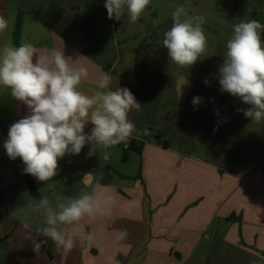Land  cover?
Returning <instances> with one entry per match:
<instances>
[{
	"label": "rangeland",
	"instance_id": "1",
	"mask_svg": "<svg viewBox=\"0 0 264 264\" xmlns=\"http://www.w3.org/2000/svg\"><path fill=\"white\" fill-rule=\"evenodd\" d=\"M68 2L72 5L70 12L74 6H80L81 12L77 15L81 16L88 30L93 32L97 29L104 34L107 40L104 44L112 51L110 58H116V49L126 50L122 51L124 57L121 61L127 58L131 65L128 75L135 85L133 95L142 105L139 110H131L135 111L133 119L140 133L135 135L160 146L167 141L172 150H180L206 165L212 163L237 174L232 176L231 196L223 211L228 218H233L235 227L229 228L226 220L217 213L212 222L215 235L208 237L211 232H207L201 244L192 247L191 253L186 251L189 246L185 249L180 247L183 255L180 264H264V121L256 123L246 118L242 110L250 106L238 97L221 92L218 80V66L223 63L226 42L233 35V26L250 19L264 23V0H151L136 23H131L126 17L118 31H115L106 9L97 13V8L104 6L105 0ZM178 6H184L189 16L203 15L205 18L203 29L207 49L191 67L181 68L172 63L162 45L163 34L173 23L172 12ZM261 37L264 43V33ZM89 38L92 37L89 35ZM120 76L123 78L125 75ZM178 77H183L193 87L182 106L174 89ZM206 78L208 85L204 83ZM195 96L202 99L194 107L192 100ZM90 148L86 153L83 148L65 165L58 163V175L54 178L64 179L65 193L61 183H55L54 189L48 192L42 182L30 175L35 187L39 188L37 191L41 190V195L52 201L56 195L75 198L82 191H87L83 186L84 179H79L84 171L96 176L112 168L123 173H137L140 158L127 148L116 145L105 149L97 144ZM90 151L93 153L91 156L88 155ZM115 180L119 182L117 178ZM157 191L161 198L166 195L165 189L158 188ZM10 195L18 197L17 209H28L39 200L26 187L24 192L15 191ZM152 198L148 191H144L143 204L147 210L136 204L137 230L140 223L149 226ZM9 209V215L10 211L14 213L16 210L14 206H9ZM185 209L174 211L171 207H163L161 214L168 215V220L175 223L178 216L186 215L188 209ZM14 214L24 223L41 225L42 217L38 213ZM200 220L201 223L206 220L203 212ZM242 229L243 239H240Z\"/></svg>",
	"mask_w": 264,
	"mask_h": 264
},
{
	"label": "crops",
	"instance_id": "2",
	"mask_svg": "<svg viewBox=\"0 0 264 264\" xmlns=\"http://www.w3.org/2000/svg\"><path fill=\"white\" fill-rule=\"evenodd\" d=\"M71 8L68 0H0V16L12 21L9 29L0 33V47L7 43L18 46L27 42L36 48L37 55L44 54L45 49L56 48L64 51L70 65L87 70L88 76L79 86L86 94L101 91L99 80L104 74L111 77L112 90L126 87L133 94L135 85L128 75L131 65L127 58L121 61L124 57L122 51L126 50L118 48L116 58H110L112 51L104 44L107 41L104 34L97 29L93 32L88 30L81 16L77 15L81 12L80 6H74L73 12H70ZM97 9V13H100L106 8L100 6ZM121 74L125 76L121 78ZM174 89L177 97L176 82ZM192 92L193 87L186 101ZM134 113L130 111L128 114V119L133 122ZM27 114V105L13 98L9 89L0 86V122L14 117L23 118ZM91 128L92 125L87 124L85 132L90 133ZM132 141L135 146L143 144L140 153L129 150ZM94 145L86 144L84 152ZM118 145L139 156L141 162L137 173H123L112 168L96 176L84 171L79 179H84L83 186L87 191L114 197L111 213L86 216L68 230L69 236L74 238V247L65 251L50 241L52 255L49 256L42 246L39 253L32 250L34 242H38L35 232L40 227L39 223H24L11 211L9 215V206L17 209L18 201L16 195L10 194L24 192V187H28L25 178L14 173L13 160L3 147L0 131V247L3 243L7 245L1 264H113V261L119 264H180L183 260L180 247L185 249L189 246L186 251L191 253L192 247L201 244L207 232H211L208 237L215 235L212 222L217 213L222 220H226L229 228L235 227L233 218H228L223 211L231 196L232 176L237 174L212 163V166H208L180 150H172L168 142L167 146L146 142L135 133L127 142ZM72 156L66 154L58 163L65 165ZM107 174L112 178L108 184H104L103 179ZM116 178L119 182H116ZM62 181L64 179L61 177L42 183L48 192L54 189L55 183H61L65 193ZM158 188L166 190L162 198L158 195ZM144 191L153 197L149 205L152 216L148 218L149 226L140 223L137 230L136 204L146 209V204H143ZM41 196V190H38L35 198L40 199ZM163 207H171L174 211L186 207L188 210L185 209L186 215L178 216L176 222L171 223L168 215L161 214ZM202 212L206 215L203 223L200 222ZM121 230L127 231L125 239L117 238ZM240 239H243V229Z\"/></svg>",
	"mask_w": 264,
	"mask_h": 264
},
{
	"label": "clouds",
	"instance_id": "3",
	"mask_svg": "<svg viewBox=\"0 0 264 264\" xmlns=\"http://www.w3.org/2000/svg\"><path fill=\"white\" fill-rule=\"evenodd\" d=\"M150 4L151 0H105L104 7L109 19L119 21L127 15L131 23H136ZM172 20V26L163 34L162 45L172 63L181 68L191 67L207 49L205 18L189 16L184 6H178L172 12ZM11 23L0 16V33L6 32ZM262 33L264 23L257 19L235 24L233 35L226 42L223 63L218 66L221 92L249 105L242 110L243 114L256 123L264 121ZM87 76L84 67L70 65L64 51L56 48L37 55L36 48L27 42L0 47V86L9 89L11 96L28 108L26 116L9 126L3 147L10 159L20 158L25 173L38 182L52 180L58 175V161L66 154L79 155L86 144L108 149L127 142L134 133L140 134L135 123L128 119L132 109L139 110L142 106L131 91L126 87L112 90L111 77L104 74L99 80L101 91L88 95L79 87ZM204 83L208 85L207 78ZM201 99L193 97L194 107ZM89 123L92 128L86 133ZM88 155H93L92 151ZM114 203L111 195L82 191L75 198L56 195L54 201L41 196L35 205L18 208L14 213H38L42 217L37 234L46 239L34 242V252L39 253L41 244L49 240L70 251L74 238L68 230L86 216L110 214ZM126 237L127 231L121 230L117 238Z\"/></svg>",
	"mask_w": 264,
	"mask_h": 264
},
{
	"label": "water",
	"instance_id": "4",
	"mask_svg": "<svg viewBox=\"0 0 264 264\" xmlns=\"http://www.w3.org/2000/svg\"><path fill=\"white\" fill-rule=\"evenodd\" d=\"M191 90H192V86L186 79H184L183 77L177 78V80H176V93H177L179 104L185 103L187 96L189 95ZM19 119H21V118L20 117H14V118L6 119V120L0 122V131H1L2 139H3V144H4V141L8 137L9 126L12 123L18 121ZM24 169H25V165L20 158H16L15 160H13V171H14V173L18 176H23L25 178V181L27 183V187H28L30 194L33 197H36L37 191H36L35 184L32 181V178H30V174H26ZM6 249H7V245L6 246L1 245V247H0V264L2 263L3 255L6 252Z\"/></svg>",
	"mask_w": 264,
	"mask_h": 264
},
{
	"label": "trees",
	"instance_id": "5",
	"mask_svg": "<svg viewBox=\"0 0 264 264\" xmlns=\"http://www.w3.org/2000/svg\"><path fill=\"white\" fill-rule=\"evenodd\" d=\"M126 16L127 15L123 16L121 18V20H119V21H117L115 19H112V21H113V27H114L115 31L119 30V28L121 27V25H122L124 19L126 18ZM134 143H135L134 141L131 142V145H130L129 150H134L135 152L140 153L141 150H142V145L143 144H140L139 146H135ZM164 145L167 146V142H165ZM111 178H112V175L107 174L104 177V179H103V183L104 184H108L110 182ZM35 235L37 237L38 242L43 241L44 239H46L45 237L38 235L37 232H35ZM41 246H42V248L45 250V252L49 256L52 255V246H51L50 240L48 241L47 244H41Z\"/></svg>",
	"mask_w": 264,
	"mask_h": 264
}]
</instances>
